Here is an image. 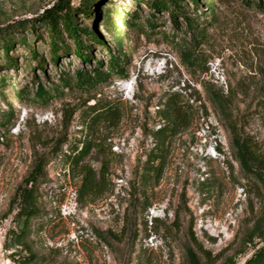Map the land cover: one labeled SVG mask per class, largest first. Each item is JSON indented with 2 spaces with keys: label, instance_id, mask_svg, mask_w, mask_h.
Returning <instances> with one entry per match:
<instances>
[{
  "label": "rangeland",
  "instance_id": "rangeland-1",
  "mask_svg": "<svg viewBox=\"0 0 264 264\" xmlns=\"http://www.w3.org/2000/svg\"><path fill=\"white\" fill-rule=\"evenodd\" d=\"M55 1L0 0V36L12 38L7 54L15 61L1 66L0 49L6 84L0 86V121H9L0 126V264H23L29 255L35 259L28 264H187L188 253L199 264H246L264 246V189L241 170L206 87L227 96L237 127L258 143L262 156L264 0H183L193 33L181 17L174 30L166 12L150 9L145 0H96L88 18L75 11L80 0H69L78 27L95 30L103 48L91 45L87 63L58 51L53 64L48 35L33 20ZM124 10L137 15V27L117 23V45L104 25L112 12ZM149 15L157 26L152 31L142 29ZM19 23H25L20 35L44 59L43 69L21 45ZM183 51L198 58V67L183 63ZM107 56L121 62L123 78L112 77L90 93L51 91L76 71L105 72ZM39 86L52 96L45 103L34 96ZM171 94L187 104L193 119L168 143L160 179L144 183L143 163ZM107 103L117 105L119 119L89 129L88 108ZM88 139L101 149L83 164L96 179L104 164L105 172L83 197L68 155ZM35 164L42 165L38 213L16 245L10 237L14 194Z\"/></svg>",
  "mask_w": 264,
  "mask_h": 264
},
{
  "label": "trees",
  "instance_id": "trees-1",
  "mask_svg": "<svg viewBox=\"0 0 264 264\" xmlns=\"http://www.w3.org/2000/svg\"><path fill=\"white\" fill-rule=\"evenodd\" d=\"M135 3L144 0H133ZM192 4H196V0H187ZM146 5L153 10H161L166 12L170 19L174 30H179L177 24L178 17H181L185 24V29L191 33L195 31V22L188 18L182 12L180 7L183 0H145ZM96 0H80V4L75 9L81 15L88 18L94 12L92 7H96ZM187 5V4H185ZM259 6V5H258ZM150 20L145 22L142 29L152 31L157 26L154 24L152 16ZM138 17L134 12L126 10L120 12H112L105 22L106 33L112 34L117 45L121 44L122 32L118 28L117 23L123 26V29H131L137 27L136 21ZM34 26L37 24L45 29L48 35V52L49 61L56 64L58 51L63 54L72 52L82 62L87 63L90 59L91 45L103 48L102 37L93 29L78 27L75 22L74 13L72 12L69 0H56L52 6L45 9L40 16L33 20ZM25 23H19L15 26L18 35L21 34ZM13 28V27H12ZM10 29V28H8ZM31 31L34 30L33 25L30 26ZM186 31V32H187ZM21 45L25 46L32 61L36 62L39 69H43L44 59L38 56L36 50L27 44L23 35H20ZM69 42L71 45H68ZM13 47V40L9 34L4 33L0 36V49L3 52V63L1 66L14 65L13 58L8 57V51ZM183 58L181 60L190 69L196 68L199 65L198 58H194L193 54L181 52ZM105 60V72L98 71L96 68L89 71H76L74 78L67 77L60 79V88L55 87L51 91L59 94L63 89L75 87L83 93H90L97 89V85L106 83L112 77L123 78V69L120 67L121 62L114 57L107 56ZM98 64H101L99 62ZM4 78H0V86L5 87ZM61 89V91H60ZM210 102L216 107L223 123L231 136V146L234 156L239 162L241 170L252 178H255L264 189V154L259 155L260 149L258 143L251 137L242 133L237 127L236 122L231 112L230 102L222 91L216 90L213 86L206 87ZM34 96L41 103H45L51 94L49 91L42 89L40 86L34 93ZM86 113V125L89 129L96 127L99 124L110 123L119 119L120 110L114 104H94L88 108ZM163 124L159 126L152 134V147L145 157L142 170V181L149 183L150 181H158L163 173L164 160L166 155L167 145L171 138L177 133L186 128L192 122L193 114L190 113V108L187 104L181 102L177 94L168 95L163 104L161 112ZM9 123L8 120L0 121V126H5ZM101 146L96 141L85 140L81 143H76L68 155V168L72 171L77 170L80 175V185L78 188L79 196H88L93 193L98 185L103 182L105 164L99 171V178L96 179V173L89 167L83 164L84 159L91 153L92 150L99 151ZM42 174V165L35 164L31 172L22 180L14 194V205L16 212L13 217L14 231L10 232V237L16 241V245H20L25 239L30 221L36 217V196L37 182ZM34 256L29 255L28 258H23V264L33 262ZM187 264H199L198 259L191 253L187 255ZM246 264H264V246L259 248Z\"/></svg>",
  "mask_w": 264,
  "mask_h": 264
}]
</instances>
